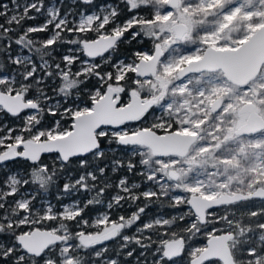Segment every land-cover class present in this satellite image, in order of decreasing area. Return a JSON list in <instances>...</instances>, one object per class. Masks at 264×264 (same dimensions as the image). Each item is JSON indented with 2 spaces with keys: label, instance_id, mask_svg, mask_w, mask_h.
I'll use <instances>...</instances> for the list:
<instances>
[{
  "label": "snow or ice",
  "instance_id": "1",
  "mask_svg": "<svg viewBox=\"0 0 264 264\" xmlns=\"http://www.w3.org/2000/svg\"><path fill=\"white\" fill-rule=\"evenodd\" d=\"M0 264H264V0H0Z\"/></svg>",
  "mask_w": 264,
  "mask_h": 264
},
{
  "label": "trees",
  "instance_id": "2",
  "mask_svg": "<svg viewBox=\"0 0 264 264\" xmlns=\"http://www.w3.org/2000/svg\"><path fill=\"white\" fill-rule=\"evenodd\" d=\"M102 2H105V0H97V4L102 3ZM38 22H39V21H36V22H29V23H38ZM127 47H128V46H122V48H121V52H120V56H124V55L126 54ZM133 47H135V48H141V47H147V48H150L151 45H150V44H147V42H145L144 45L135 44V45H133ZM138 179H139V177H135V176L130 177V180H138ZM153 208H154V207H152L151 209L154 210ZM148 210H150V209H148ZM148 210H147V211H148ZM161 211H167V210H161ZM125 214L127 215V214H128V211H125ZM150 216H151V215H147V216L144 217V219H148V218H150Z\"/></svg>",
  "mask_w": 264,
  "mask_h": 264
},
{
  "label": "rangeland",
  "instance_id": "3",
  "mask_svg": "<svg viewBox=\"0 0 264 264\" xmlns=\"http://www.w3.org/2000/svg\"><path fill=\"white\" fill-rule=\"evenodd\" d=\"M121 57H123V56H121ZM141 190H143V189H141ZM153 209H154V210H152V209L150 208V210L147 211V215H151L150 218H151L152 216L156 215L158 212H161V210L158 209V208H156V207H154ZM133 210H134V208L126 209V211H128V214H129L131 211H133ZM147 215H146V216H147ZM148 219H149V218H148Z\"/></svg>",
  "mask_w": 264,
  "mask_h": 264
}]
</instances>
